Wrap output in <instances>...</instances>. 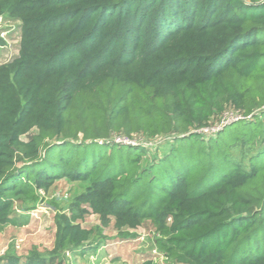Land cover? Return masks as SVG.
Listing matches in <instances>:
<instances>
[{"label":"trees","instance_id":"1","mask_svg":"<svg viewBox=\"0 0 264 264\" xmlns=\"http://www.w3.org/2000/svg\"><path fill=\"white\" fill-rule=\"evenodd\" d=\"M7 5L22 38L0 65V215L10 191L37 201L57 180L89 181L82 200L104 222H151L179 261L264 264V150L246 167L215 143L239 122L243 145L264 143V0ZM230 112L242 118L199 131ZM162 137L163 155L143 140ZM77 219L58 215L57 249L88 241Z\"/></svg>","mask_w":264,"mask_h":264},{"label":"rangeland","instance_id":"2","mask_svg":"<svg viewBox=\"0 0 264 264\" xmlns=\"http://www.w3.org/2000/svg\"><path fill=\"white\" fill-rule=\"evenodd\" d=\"M0 3L4 8L8 6V0H0ZM21 38L22 21L8 12L0 14V65L20 54ZM249 127L250 123H235L215 140V143L219 140L222 147H231L229 157L242 161L246 167H249L250 156L264 150L260 139L246 145L240 141V132ZM34 131L32 128L23 137L27 139ZM165 139L143 140L146 144L163 141L159 150L153 149L163 155L170 144ZM234 143L237 144L232 146ZM89 186V181L63 178L47 191L41 189L37 201L8 192L13 206L0 215V263L9 264L10 259H17L20 264H31L37 258L44 261L42 264H186L162 250L156 241L159 237L156 227L151 222L144 221L138 227L119 226L115 220L104 222L103 217L82 200ZM60 214L77 216V222L92 232L88 241L80 247L57 249Z\"/></svg>","mask_w":264,"mask_h":264},{"label":"built area","instance_id":"3","mask_svg":"<svg viewBox=\"0 0 264 264\" xmlns=\"http://www.w3.org/2000/svg\"><path fill=\"white\" fill-rule=\"evenodd\" d=\"M239 118H242L241 115H238V114H235V113H226L222 118H221V121L220 122H217L213 125H210V126H206L202 129H200L199 131L200 132H204V133H213V132H216L218 131L219 129L222 128V126L232 120H236V119H239ZM117 141H123V142H126V143H129V144H136L138 143L139 141L138 140H132V139H128V138H116Z\"/></svg>","mask_w":264,"mask_h":264}]
</instances>
